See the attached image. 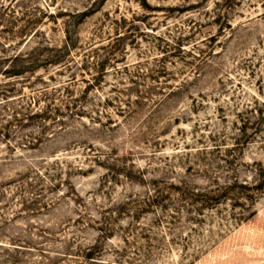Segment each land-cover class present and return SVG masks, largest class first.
I'll return each mask as SVG.
<instances>
[{
  "label": "rangeland",
  "instance_id": "rangeland-1",
  "mask_svg": "<svg viewBox=\"0 0 264 264\" xmlns=\"http://www.w3.org/2000/svg\"><path fill=\"white\" fill-rule=\"evenodd\" d=\"M0 264H264V0H0Z\"/></svg>",
  "mask_w": 264,
  "mask_h": 264
}]
</instances>
